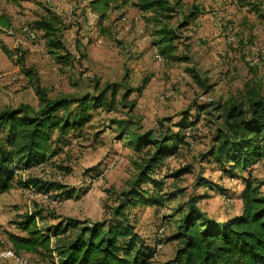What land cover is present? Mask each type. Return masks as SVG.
Listing matches in <instances>:
<instances>
[{
    "label": "rangeland",
    "instance_id": "obj_1",
    "mask_svg": "<svg viewBox=\"0 0 264 264\" xmlns=\"http://www.w3.org/2000/svg\"><path fill=\"white\" fill-rule=\"evenodd\" d=\"M182 1L185 12L198 8L197 18L185 28H173L181 20L180 15L164 21L163 26L176 29L177 33L171 41L174 48L165 50L154 42L157 28L152 16L143 15L134 7L129 6L123 13L111 11L104 22L108 33L102 35L87 0H0V14L6 13L12 20L10 28L0 29V109L20 105L38 109L41 98H78L94 94L97 87L106 85L117 86L119 91L114 110H93L90 120L68 136V145L53 159V164L40 166L30 174L37 179L58 181L73 196L60 191L45 194L18 184L0 196V247L10 246L7 232H18L14 223L26 213L41 211L45 216L42 224L47 226L67 217L101 221L108 216L120 191L137 176L136 163L142 160V154L118 131V122L124 120L142 132L159 133L166 127L176 131L171 121H179L183 113L190 117L199 113L197 122L184 131L188 144L170 161V170L178 175L167 177L164 190L180 191L179 200L129 210L130 221L140 227L143 236L136 231L146 243L156 239L160 226L165 227L166 238L170 218L166 219L171 217L172 208L191 198L198 199V207L213 216L220 213L217 211L231 214L239 209L242 175L231 176L213 166L206 153L222 123L218 105L249 86H260L264 94V63L250 66L257 53H264V0H250L258 9L243 7L240 0ZM46 12L61 27L67 26L61 34L65 47L62 50L49 49L42 31L36 27L39 17H48ZM25 26L37 32L36 38L25 34ZM233 36L235 40L230 41ZM20 54L24 65L34 70L33 78L17 64ZM126 92L129 97L123 102L121 96ZM209 96L213 102L199 112L198 107ZM112 161V167L96 177ZM60 165L70 171L60 172L56 168ZM252 169L254 179H264L263 163ZM174 248V242H165L150 264L171 259ZM22 256L33 263H47L33 254Z\"/></svg>",
    "mask_w": 264,
    "mask_h": 264
},
{
    "label": "trees",
    "instance_id": "obj_2",
    "mask_svg": "<svg viewBox=\"0 0 264 264\" xmlns=\"http://www.w3.org/2000/svg\"><path fill=\"white\" fill-rule=\"evenodd\" d=\"M183 2L89 0L88 8L97 16L102 35L108 33L104 22L113 10L130 6L143 15L150 14L157 28L155 44L172 50L171 41L177 36L173 28H185L198 14L197 8L185 12ZM239 3L258 9L250 0ZM43 7L49 11V7ZM45 15L48 16V12ZM178 15L181 20L173 28L162 25ZM35 24L42 31L49 49L65 48L61 34L66 25L61 27L60 22L49 16L39 17ZM11 25V17L1 13L0 29ZM166 43L170 46L166 47ZM16 62L29 78L35 76L34 70L24 65L21 54ZM118 96L117 86L106 85L97 87L94 94L78 98H41L38 109L29 105L0 109V195L18 184L45 194L60 191L73 196L67 186L58 181L37 179L30 174L40 166L53 164V159L68 145V136L90 120L93 110H114L118 106ZM128 97L126 92L121 100L126 102ZM207 103L198 107L199 112L207 108ZM218 109L222 110V123L216 129L213 146L206 158L231 176L242 175L241 213L220 220L198 207L196 198L172 208L171 217L166 219L170 218L169 235L164 240L174 242L176 248L173 257L163 264H264V179H254L251 173L255 164L261 162L264 165V94L260 86H249L238 96L219 104ZM198 119L199 113L195 117L183 113L179 121H171L176 131L166 127L159 133L142 132L138 127H131L130 121H119L120 135L142 154V160L136 163L137 176L120 191L118 202L110 208L108 216L101 221L67 217L47 226L42 224L45 216L41 211L26 213L14 223L20 233L7 232L9 247L18 255L33 254L49 264H150L155 250L136 231L129 210L179 200L180 191L164 190L167 177L178 175L169 165L188 144L185 129ZM56 168L63 173L70 171L61 165ZM164 170L169 171L165 173ZM246 171L248 175L245 176ZM161 172H164L163 176L158 177ZM203 183L212 186L208 181Z\"/></svg>",
    "mask_w": 264,
    "mask_h": 264
},
{
    "label": "built area",
    "instance_id": "obj_3",
    "mask_svg": "<svg viewBox=\"0 0 264 264\" xmlns=\"http://www.w3.org/2000/svg\"><path fill=\"white\" fill-rule=\"evenodd\" d=\"M23 31L27 36L30 38H36L37 32L34 29H31L28 26L23 27ZM230 41L235 40V37H229ZM260 63H264V53L259 52L256 54V56L250 61V66L255 67ZM171 93H168L170 95ZM213 97L209 96L208 98L204 99V102H213ZM181 144L179 145V149H181ZM114 161L108 162L100 171L99 174H97L96 177H100L106 173V171L112 167ZM228 202L231 201L230 197H225ZM165 227L160 226L156 231V240L154 244L152 245L154 248V258H156L161 252L165 246ZM8 261L16 262L17 264H47V263H33L27 258H24L22 255H18L14 252V250L11 247H0V264H7Z\"/></svg>",
    "mask_w": 264,
    "mask_h": 264
},
{
    "label": "crops",
    "instance_id": "obj_4",
    "mask_svg": "<svg viewBox=\"0 0 264 264\" xmlns=\"http://www.w3.org/2000/svg\"><path fill=\"white\" fill-rule=\"evenodd\" d=\"M88 1L89 0H87V7H88ZM126 8H128V7H124V8H122V9H119L120 10V12H124V11H126ZM194 8H197V7H194ZM198 9V8H197ZM4 29H7V28H4ZM214 165H217L216 163H213V166ZM171 166V163H170V165H169V167ZM217 167H219L218 165H217ZM243 187H244V185H243ZM243 187L241 186V189L238 191V193L243 189ZM3 194H1L0 196H2ZM240 200V199H239ZM240 202V206H239V209H237L236 211H232V213L231 214H224V213H222L221 211H217V212H220V213H218V214H216V215H214V217H216L217 219H220V220H225V219H227V218H229L230 216H232V215H238V214H240L241 213V209H242V203H241V200L239 201ZM230 212V211H229ZM139 226L137 225V227H136V229H137V231L140 233V234H142V236H143V232L142 231H139ZM149 226L147 227V231H149ZM14 233H20V231H18V232H14ZM155 238L153 237V241L155 242ZM151 242V243H148V244H150V245H153L154 244V242ZM169 243H172V242H169ZM176 248V247H175ZM175 248H174V250H173V255H174V253H175ZM173 256H171V257H169V258H172Z\"/></svg>",
    "mask_w": 264,
    "mask_h": 264
}]
</instances>
